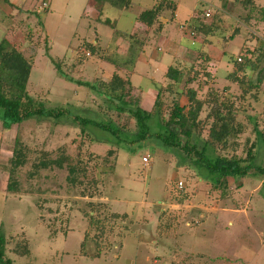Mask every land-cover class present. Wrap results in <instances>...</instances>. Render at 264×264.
I'll use <instances>...</instances> for the list:
<instances>
[{
	"label": "rangeland",
	"instance_id": "374dc122",
	"mask_svg": "<svg viewBox=\"0 0 264 264\" xmlns=\"http://www.w3.org/2000/svg\"><path fill=\"white\" fill-rule=\"evenodd\" d=\"M7 1L0 0V42L6 40L32 61L28 94L67 112L57 123L31 118L6 131L0 112V228L5 233L7 256L14 264H264V179H227L229 187L222 195L224 201L217 202L221 195L208 190L209 185L200 178L203 172L178 152L163 149L154 139L136 144L131 142L133 138L123 137L125 141L120 143L118 153V143L112 139L109 143H91L87 131L96 138L100 134L89 128L81 134L75 117L97 122L110 120L117 126L123 125L125 133L135 132L133 120L109 111L111 103L96 90L101 82L109 80V73L115 72L109 61L121 65L127 56L118 57L124 51L115 46L117 38L112 27L92 21L89 14L83 16L84 0H69L68 8V0H53L41 24L32 16L34 0L24 4L20 0ZM133 1L131 10L106 6L103 12L102 18L110 20L123 37L130 33L135 13L153 2ZM178 2L176 24H195L193 16L209 24L217 12L218 27L209 39L221 43V39L227 42L235 37L228 42L225 53L218 47H204L211 61L204 72L205 79L200 78L197 96L205 99L208 93L217 91L233 102L235 99L237 104L240 93L232 92L227 80L233 64L230 58L239 62L243 55L257 58L256 53L264 51V22L252 17H260L257 14L264 9V0H252L258 9L253 12L244 8L240 0H214L219 7L211 0ZM205 12H210L209 18L204 16ZM175 26L173 23L171 27L173 34L167 28V39L172 36L169 46L154 52L162 54L164 60L174 56V62L188 49L194 55L187 57L191 65L203 37L193 25L183 28L184 36L190 38L185 42L189 46L183 45L186 49L179 51L175 43L180 38L176 36H182ZM135 37L129 41L128 53L136 51L134 46L139 44V38ZM92 38L98 41L94 54L88 50ZM145 49L151 51V45ZM258 64L264 67V57ZM160 69L154 75L157 85L163 81L167 66ZM149 71L148 66L138 69V75L132 77V83L138 87L131 86L136 94L133 97H140V104L145 93L141 104L145 110L152 108L150 97L154 94L155 98L163 83H150ZM248 76L252 77V73ZM74 80L86 82L95 90L77 86ZM184 81L183 78L178 90L183 88ZM243 82L246 83L244 78ZM172 99L163 94L166 108L171 106ZM255 101L249 98L247 109L238 116L245 130L234 139L235 151L220 154L241 157L245 147L254 143L256 163L264 166V148L252 130L256 127L264 134V84ZM182 103L186 104V99ZM205 114L204 110L202 118ZM153 122L157 120L150 123L155 132L157 125ZM15 138L24 146L25 162L13 176L19 190L8 193L9 161ZM108 150H114L116 158L108 156ZM143 157L148 158V163H143ZM58 159H63V169L40 168L31 177L33 166H39V161ZM68 167L74 168L70 178L76 179L77 185L67 181ZM177 182H182L185 189L180 190ZM186 196L185 202L189 203L184 205L180 201ZM171 223V227L176 223L173 231H177H172L167 248H163L157 234L166 233L164 228ZM86 234L87 240L81 247Z\"/></svg>",
	"mask_w": 264,
	"mask_h": 264
},
{
	"label": "trees",
	"instance_id": "16d2710c",
	"mask_svg": "<svg viewBox=\"0 0 264 264\" xmlns=\"http://www.w3.org/2000/svg\"><path fill=\"white\" fill-rule=\"evenodd\" d=\"M7 3L8 1L5 0ZM28 0H20V3H27ZM94 2V7L98 11L99 16L103 6L108 5L118 10H127L131 6L130 0H91ZM156 4L149 10L140 12L137 16V21L144 24L146 27H151L154 21L164 11H169L171 16L174 17L177 11V5L173 0H156ZM242 6L248 7L249 12H253L257 9L254 6L252 0H240ZM12 4V3H11ZM32 16L35 20L41 24L42 17L47 15L50 11L49 0H34L32 5ZM14 7H20L16 5ZM254 9V10H253ZM218 10V9H216ZM220 11V10H218ZM260 17L256 18V15H251L256 21L264 22V9H259ZM200 12V11H199ZM249 19V18H247ZM251 19V17H250ZM253 19V20H254ZM99 20V19H98ZM218 13L216 12L209 24H206L197 19L194 26V30L202 35L203 40L201 47L195 56V62L191 65L188 62L175 59L172 64L167 67L164 74V81L162 85L158 87L157 94L155 96L152 108L145 110L141 107L140 97L134 98V89L131 87L130 75L133 74L132 52L128 53L126 58L122 60L121 65H118L112 61H109L114 68H116L112 74H110L107 82H101L96 88L103 97L111 103V107L108 106L109 111L117 113L119 116L126 115L128 119L133 120L135 125V132L128 134L125 133V127L123 125L117 126L112 121L97 122L86 118L75 117L77 125L80 127V133L85 134L86 128L94 129L96 134H100L99 138L87 131V136L91 143H109L112 139L118 145L115 147L118 153V148L121 142L125 141L123 137L133 138L131 142L139 144L146 142L147 140L154 139L156 143L169 151H176L185 160H189L198 170L203 172V176L200 177L204 184L209 185L210 190L215 195H221L217 202L224 201L222 195L224 191L229 187L227 179H232L234 182H238L243 178H263L264 179V166L256 163V151L254 143L245 147L244 156H231L221 155L222 151H235L236 144L234 139L242 134L245 127L238 121V116L245 111L249 105L247 100L250 98L257 99V95L262 93V87L264 84V67L259 66V61L264 57V51L258 54L257 58L254 56L243 55V58H238L239 62L232 60V71L228 75L230 90L235 94L240 93L237 98V104L221 96L217 91L207 94V98L201 99L197 96V87L200 85V78L205 79L204 73L207 65H209L211 58L208 51L205 50V46H213L221 49L222 53L227 50L228 42H231L235 37H231L230 41L224 42L221 39L220 42H212L210 36L214 35L218 27ZM100 21V20H99ZM106 26L112 27L113 33L116 34L114 24L110 20L100 21ZM191 26V25H190ZM240 35V32L237 36ZM218 39L220 37H217ZM134 37H129V40ZM213 43V44H211ZM131 47V45H130ZM129 47V48H130ZM263 47L260 48V51ZM226 49V50H225ZM91 53H95V46L91 44L88 48ZM49 56V53H46ZM242 56V55H241ZM32 61L24 57V55L18 52L11 44L6 40L0 42V112L2 119L3 130H8L11 126H18L23 122L34 118L43 119L55 123L59 122L64 115L66 109L61 106L50 107L39 99L30 96L27 92L28 79L32 69ZM195 65H198L197 67ZM56 68V72L59 73V69ZM118 68H121L118 70ZM128 76H123L124 74ZM249 73H252V77H249ZM183 78L185 79L183 88L177 89ZM243 78L246 81L244 84ZM70 80V78H67ZM74 84L77 86L88 87L90 84L74 80ZM89 88L95 90L94 86ZM237 90V92H236ZM163 94L173 97L171 106L166 108L163 101ZM248 95V96H246ZM186 99V104L182 103V100ZM247 103V104H246ZM246 105V107H244ZM251 108V107H250ZM206 111L205 117L202 118V114ZM156 119L157 122H153L157 125V130L154 132L150 126L151 121ZM159 122V123H158ZM257 136V141L264 148V134L259 132L256 127L252 129ZM248 144V140L246 141ZM114 150H108L106 154L108 156H115ZM25 162V150L18 138L14 140V149L12 151V157L9 161V181L6 185V191L8 193H16L19 190V183L13 179L16 170L22 166ZM48 167H55L63 169V159L39 161V166H33L34 171L31 172V177H35L37 169H45ZM74 168L68 167L69 176L67 181L72 185H77V180L70 178V175L74 174ZM179 187L180 190L185 189L184 184ZM178 184V182H177ZM241 187V184L239 185ZM239 189V188H238ZM236 189L234 191L237 192ZM187 196L189 194L187 193ZM187 196L180 202L184 205L188 203ZM233 196V195H232ZM218 197V196H217ZM177 201V199H173ZM190 200V199H189ZM210 203L209 200H207ZM216 202V201H215ZM208 203H203L208 205ZM236 208L238 204H235ZM117 217V216H114ZM90 219H92L90 217ZM94 222L90 220V224ZM176 224V223H175ZM171 227L164 228L166 233L163 235L161 232L157 234L160 244L163 248H167V238L170 237L173 229ZM177 230H175L176 232ZM173 231V233H175ZM172 235V234H171ZM87 240V234L82 240L81 247ZM7 241L4 231L0 228V264H14V261L7 256ZM98 255L95 256V258ZM166 258V256H163ZM164 260V259H163Z\"/></svg>",
	"mask_w": 264,
	"mask_h": 264
},
{
	"label": "crops",
	"instance_id": "0c3cea01",
	"mask_svg": "<svg viewBox=\"0 0 264 264\" xmlns=\"http://www.w3.org/2000/svg\"><path fill=\"white\" fill-rule=\"evenodd\" d=\"M52 1L53 0H49V9L51 7ZM130 1H131V6L127 10H120V11H128V10H131L134 7L135 3H134L133 0H130ZM146 1L148 3V0H146ZM173 1L177 5V11H176L174 17L171 16V13L169 11H164L154 21V24L151 27H146L144 24L139 23L137 21V19H136L137 16H138V14L140 12L144 11V10L151 9L156 4V2H157L156 0H153V2L150 4V7H148L147 9L145 8V9L140 10V11L138 10L135 13L134 22H133V25L131 26V30H130V33L129 34H127V35H125L123 37L122 34L119 33V31H117L116 34L113 33V35L115 36V38H117V40L115 41V46L117 45L118 48L121 47L122 51H124L122 53H120L118 51L119 52V55H120V56H118L119 58L120 57H124L126 54H128V47H130V45H129V41H130L129 40V37L136 38L135 36H137L139 38V44H136V46H134V49L136 51L134 53H132L134 55L133 58H132V60L134 61V63H133V74L130 75V82H131V84L134 87H138V85H134L132 83V77H136L138 75V73H137L138 69L139 70H143L144 67L148 66V68L150 70L149 71V74L150 75H148L149 76V80L148 81L150 83H152L153 85L154 84L157 85L158 82L155 81L154 75H155L156 72H161V69L158 70V68L159 67H163V65L168 67L170 64H172L171 62H172V59H174V56H170L169 59H165L164 60L162 54L158 56L154 51L156 49V51H158V52L160 51L161 52V50H163V49H165L166 47L169 46L170 41L172 39V36H169L170 39L169 38L167 39L166 33H168L167 28L169 27L168 29H171L173 23H175V25H176L175 27H176L177 30L180 29V32L179 33L182 36V37H180V35L177 34L176 39L177 38H180V39H179L178 43L177 42L175 43L176 47H178L180 49L179 51H181V50L183 51V50H185L189 46V45H186L185 42H187V40H189L190 38L189 37L186 38L184 36V34H183L184 33L183 32V28H187L190 25L189 24H187V25H181V23L176 24V21H177V12H178V9H179V2H178V0H173ZM216 2H218V1H216ZM216 2H214V0H211V3L212 4L214 3V5H216L217 7H219ZM11 3L13 4L15 2H11ZM69 5H70V2L68 0L66 2V4H65V7L68 8ZM83 5H84V7H83V13H82L83 16L85 14H89V15H87V17H90L92 19V21H94L96 23H100V24H102L100 21H103V20L106 19V18H102V17H103V14H104L103 12H104L106 6H108V5L103 6L100 16L98 14V11L94 7V2L93 1H91V0H84ZM205 11H208V10H205ZM192 20L194 22L197 21V16H193L192 17ZM102 25H104V24H102ZM173 30L174 29H171V31H170L171 34H173ZM163 31L165 32V34H163ZM94 38H92V40L90 41V43L93 44L94 46H97L96 44H98V41L95 40ZM123 38L125 40H122ZM87 42H89V41H87ZM148 45H151V48H152L151 51H150V49L148 51H146L145 47L148 46ZM183 45H186V48ZM186 50H187V52L185 51V53L182 54L183 56L181 57V60H184L186 62L187 61L189 62L190 59L188 60L187 57L188 56H192L193 55L192 54L193 52L192 51L189 52L188 49H186ZM129 51H131V48H129ZM113 69L115 70L114 66H113ZM166 70L164 71L163 75L165 74ZM111 73H109V74H111ZM163 81H164V77H163ZM162 82H159V83L161 84ZM160 84H158L157 86H159ZM150 93H152V91H150ZM142 95H143V97H145V93L144 92L142 93ZM143 97H142V100H141L142 103L144 102ZM146 97H147V95H146ZM153 97H154V94H152L151 97H150V101L152 100V102H154V99H155V98L153 99Z\"/></svg>",
	"mask_w": 264,
	"mask_h": 264
},
{
	"label": "built area",
	"instance_id": "2783aa9c",
	"mask_svg": "<svg viewBox=\"0 0 264 264\" xmlns=\"http://www.w3.org/2000/svg\"><path fill=\"white\" fill-rule=\"evenodd\" d=\"M159 1H161V0H159ZM204 16L206 18H209L210 17V12H205ZM143 163H148V158L147 157H143ZM143 165H145V164H143ZM181 186H182V184L180 182H178V188L181 187Z\"/></svg>",
	"mask_w": 264,
	"mask_h": 264
}]
</instances>
